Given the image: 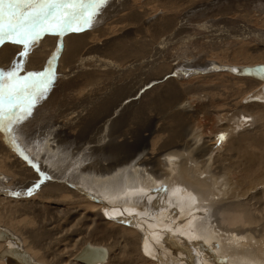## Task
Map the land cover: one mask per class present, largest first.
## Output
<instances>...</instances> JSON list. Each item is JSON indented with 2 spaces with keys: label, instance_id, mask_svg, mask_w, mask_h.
<instances>
[{
  "label": "bare ground",
  "instance_id": "1",
  "mask_svg": "<svg viewBox=\"0 0 264 264\" xmlns=\"http://www.w3.org/2000/svg\"><path fill=\"white\" fill-rule=\"evenodd\" d=\"M136 13H138V11ZM136 15L134 11L133 14L129 13V17H132L130 20L137 21L139 16ZM169 26L170 24L168 23L162 24L161 28L159 27V29L156 28L155 31H152L151 36L153 40L149 42L151 45L148 47L146 41L140 39L142 43L139 48L129 46L125 41L129 36V32L123 36L117 34L118 36H114L115 38L112 37V40L107 39V41H105V47L100 46V42H96L95 40L93 46L90 44L88 38L94 36L92 32H78L70 34L67 37L64 35L65 38H63L65 39L66 51L61 55L59 63H64V68L68 71H65V73L62 68L61 73L64 74L65 77L71 74L72 78L67 85H60V90L57 92L56 90L59 89V86L57 87L58 82L52 85L56 92L55 95L64 93L66 89L71 90V92L67 94L68 96H65L69 100H64L63 98L60 100V103H58L57 99L47 100L46 96L49 94L48 91L45 97L36 105V115L33 116L30 114V116L32 118L40 117V112H45L47 108L58 109L59 111V107L63 105L68 107L66 109L69 110L71 126L79 122V134L83 133V131L86 133L91 128L95 130H99V128L101 130H106L108 124L112 125L107 134L111 144H106L101 149L102 159L99 160V162H103L102 166L91 163L89 166H86V169H88V173L86 174L89 175V177L91 176V182H88L86 185V190L95 193L88 198L91 199V205H93V203L96 204V202L92 200L99 201V192L102 194L104 200L100 201L103 203L100 208L101 215L105 220L108 218L111 221H118V223L120 221L124 224H128L131 221L132 224L130 225L132 226H129L134 227V229L136 228L137 231L139 229V233L141 232L147 237H142V240L140 236L138 237L136 235L137 237L133 239L123 240V247L116 245L120 248L116 251L117 253H115L117 256H120L119 254L122 253V251L130 254L128 264L133 263L132 261L136 259L138 261L153 260L154 264H175V259H178L181 263L183 262V257L181 258L179 255L191 256V258L194 257L202 264H221L224 260L229 264H264V205L259 203L260 205L255 207L250 202L249 197V195L254 197L256 191H264V76L252 71L253 68L260 67L264 63L258 65H228L211 60H205L206 62L199 63L198 60L194 59V61H192V59H188L187 64L177 61L178 63L175 64V67H173L174 65H168L166 62H163L166 63V65H164L159 61L160 59L164 61L165 58L161 49L163 47L156 45L155 40L157 36L161 34V31L169 30ZM162 36H164V34ZM60 37L62 38V36ZM55 43L54 41V45ZM46 44L48 43L43 42L40 48L42 45ZM87 45L89 49H86ZM7 47L9 46L5 45L1 48L3 50L0 51V66L8 62L7 58L9 57L7 55L10 52V48ZM41 49H43V47ZM101 57L102 60H100ZM111 59L113 60L111 61ZM168 59L171 60L172 58L168 55L165 60L168 62ZM32 60L35 61V64H31V61L29 62V66L33 65V68L37 66L33 71L41 70V66L37 64L40 58L38 57V60ZM14 61H17V59H14ZM74 62H76V65L72 67ZM124 62H127L126 66H124ZM40 64H43L42 60ZM136 66L142 67L145 76L151 75L156 69L158 73L154 74H162L167 80L165 92L162 93L160 98H157V101L162 104L163 113L159 114L158 118L156 117L155 119H152L154 116L152 118L146 117L147 114L143 112L145 111L143 110L145 106L142 103L147 97L146 94L144 95L145 98L143 97L144 100L140 103H134L133 109L130 111L131 119L137 118L138 116L142 119L140 126L136 129H130V127L124 129L123 124L128 114V112L125 113L127 108L130 103L136 99V95L143 92V90H141L142 87L149 85V83L145 81L144 85L141 84V86L139 84L135 89L132 88V90H130L125 79H120V74H125V70ZM185 67H188L189 70H194L193 76H190L191 78L206 80V78L215 74L227 72L228 76L231 75L236 78L259 80L263 82V87H261L256 96L251 95L249 98H246L248 104H245L244 107L249 113L246 112L242 115L241 112H239L238 117H234L232 114V116H223V122H225V119L227 120V123H222L224 128H221L222 130L218 131L216 134L209 136L208 134L210 133L204 131L207 130L206 128L208 127L204 129L200 123H203L204 118H202V120L200 117L203 112L206 113L204 110H209L210 105L216 104L218 96L215 89L217 88L202 84H199L200 87L186 84L192 89L188 90L187 87L183 88V90L179 89V86L183 83L178 84L176 81L180 79H175L173 77L167 78V75L177 74L180 69H185ZM201 70L207 74H200L199 72ZM110 73H115L117 76L119 75V79L116 78V80L111 83V86H106L103 77ZM161 77L162 76H160V78L156 77L157 81H163ZM166 80L164 82H166ZM188 81L189 80H187V82ZM89 86L91 91H95L93 98H91V94L84 92L85 88ZM193 88H197V91H193ZM227 88H229V84ZM187 92L189 96L193 92H198L197 98L188 96L187 99H184L183 94ZM219 103L221 102L219 101ZM72 104H74V106ZM194 109L196 111H193ZM60 116H62V114ZM204 117L205 119H210L207 114ZM52 118L54 119V117ZM165 118L168 119L165 120ZM157 121L159 122L158 127H155L156 124L151 126L153 122L156 123ZM15 124L7 125L12 128V132L8 133L10 135L6 138L7 141H5V143L8 142L9 149L17 152V154L20 155L19 158L29 163L31 167L35 169L34 171L39 168L41 174L40 179H42L38 181L37 177L33 181L21 184L19 182H21L23 178L16 179L11 176L14 172H9V170L6 169V166H8V164H6V158L5 162L0 160V188H3L0 189V196H4L3 199L12 198V201L11 199L9 200L13 202L12 204L15 202L22 207L39 210L42 202L37 199L39 198L37 196L41 198L52 197L64 192L73 193V190L69 188V186H72L71 182H69L70 179L65 182L63 180L61 181V177L58 178L55 172L48 170L45 166H39L42 158L40 157L39 159V156H33V154H38L37 149H35L34 146L31 148L28 147L25 144L26 140L23 139L28 133L21 135L18 131L22 129V127H18L16 126L17 124ZM39 124H42V122L39 120L35 121L36 126ZM204 124L207 126L208 123ZM7 126L0 127V129L2 130V128ZM227 127H230L232 131H236L237 133L238 131L241 132L240 130H243V132L237 134V137H232L230 139L228 135L231 131H229ZM42 128L43 126H40L41 134H44V137H48L44 140V149H38V151L41 152L44 150L46 155L48 153L53 156L58 149V145L55 143L58 142L60 144V141L64 142L65 139H68L70 131H64V135L53 132H49L48 134V131H42ZM160 131L165 132L166 135L161 137V145L157 144L160 147L151 150L152 147L150 148V144H153L151 138ZM126 132H128V134ZM15 133L17 135H13ZM35 133L39 134L38 131ZM97 134L99 135V133ZM157 136H159V134ZM222 136L224 139L221 138ZM11 137H13V139ZM159 137L157 138L159 139ZM159 140V142H161V139ZM89 142L91 141L87 136V138L81 139L80 142L77 141L76 144L78 143V146L81 147ZM2 147H4V145ZM0 152H2V150ZM29 153H32V156H30ZM229 153L231 154L230 156H234L235 161L233 163L227 161L223 163L225 159L220 160V158ZM0 154L2 155L3 153ZM109 157L115 158L116 160L108 159ZM49 158L48 156V159ZM52 159L54 160V158ZM226 159L230 160V158ZM217 160H220L217 163L218 166L214 164ZM107 161L110 163H106ZM28 169L33 170L31 168ZM232 169H236L240 174L233 173ZM4 171H6L10 177H8L9 175L7 176ZM25 171H27L26 168L20 172V175L22 176ZM258 172L263 175L256 177ZM128 173H130V175H128ZM119 174H122L121 178L116 180ZM255 180H259V182ZM7 181H9V183ZM48 181L51 182L46 184L47 186L43 185L44 182ZM231 181L237 183V186L234 187L235 184L233 186ZM4 183L5 185H3ZM37 184H39V187L37 191H35L34 189ZM43 187L45 189H42ZM76 191L78 193L82 192L80 188H77ZM13 193L17 194L14 195ZM82 194L79 195L82 196L85 201H88L86 199V195L88 194L85 193V196ZM221 194L222 197L220 199H214L216 195ZM90 215L93 216L91 217V224L94 225L96 217L100 214L99 212H93L90 213ZM122 215L126 218H122ZM80 217H82V215ZM3 223L7 224L0 218V235L1 233H8L12 235V237L6 238L5 240L0 239V252L8 248H10V250L12 248L20 249L27 252L30 259L35 264H87L76 259L77 253L88 244V242L83 240L80 250H75V245L79 241L78 236H76V234H78V227H76V225L74 227L69 226L64 228L60 233L62 236L65 233V235L73 239L72 244L70 243L73 252H69L72 254H69L70 256L68 257L64 256L63 253L66 250L63 251V249H61L63 253L60 251L54 252V254L51 255L37 252L35 250L38 248L37 245L33 243L28 244L25 240L18 239V236L14 234V231L10 230L11 228L9 226L6 225L10 229L2 227ZM47 226H51V224L48 223ZM106 230L105 226L101 225L99 230L100 233L97 235L104 237ZM122 238L123 237L116 236L118 241ZM99 242L100 241H98V243ZM89 244L99 248L100 253H102L101 249L106 251V258L98 264H106V262L112 258L113 245H97L92 242ZM126 247H129V250H126ZM93 253L97 252L93 251ZM6 256L5 258L0 256V264H10L11 261L8 255ZM133 256H135L136 259H133ZM114 260L116 263L121 262L116 259ZM109 262L111 261L109 260Z\"/></svg>",
  "mask_w": 264,
  "mask_h": 264
},
{
  "label": "rangeland",
  "instance_id": "2",
  "mask_svg": "<svg viewBox=\"0 0 264 264\" xmlns=\"http://www.w3.org/2000/svg\"><path fill=\"white\" fill-rule=\"evenodd\" d=\"M133 11L135 14H137L136 16H139L137 21L130 20L132 17H129V13L133 14ZM137 11L138 13H136ZM166 23L170 24L169 30L161 31V34H160L161 36L160 35L157 36L155 40V44L163 47L161 49L163 51V55H165L164 56L165 58L166 56L169 55V57H171L172 59L171 60L168 59L169 60L168 62L165 60V58H164V61L160 59L159 61H161L162 63L166 62L170 66L174 65L173 67H175L176 66L175 64L178 62L187 64L188 59L189 60L192 59V61H194V59L198 60L199 63H204L207 60H211V61H216L220 64H228V65H238V64L239 65H250V64L258 65V64L264 63V0H108V3L102 8L99 15L95 17L92 26L80 32H92V35L94 36L88 38L90 44L93 46L96 41V42H100L99 45L102 47H105V41H107V39L112 40V37L116 36L117 34L123 36L129 32V36L127 40L125 39V41L127 42L129 46H134L136 48H139L142 43V40L146 41L147 47L150 46L151 44L149 42H152L153 40L151 36L152 31H155L156 28L158 29L159 27L161 28V25L162 24L164 25ZM73 33H78V32L65 33L63 35H60L62 36V38L59 35L45 34L40 39V41L42 42L39 41V43L34 45L30 50V54L26 58L25 57L21 58V56L19 55L20 53L19 51H23V46L14 45L10 42H6L5 44L0 45V51H2L3 49L1 48L6 45V46H9L7 48H10V52H9L10 54L8 53L7 55L9 57L7 58L8 62L4 63L5 65L0 66V68L3 70H8L10 66L18 62V63H23L25 72L33 71L37 68V66L33 68L35 61L32 59L38 60V57H39L40 60L37 61V64L41 66V70H44L45 68H47L49 65V62L51 63V66L55 72V79L52 84L55 85V83L58 82L57 87L59 86V89L56 90L57 92L58 90H60L61 86L67 85L70 79L72 78L71 74L67 76L68 77L67 78L65 77L64 74L61 73L62 68L64 72L66 71V69L64 68V65H63L64 63L63 64H61L62 62L59 63V60H60L61 55L66 51L64 35H66L67 37ZM163 34L164 36H162ZM54 41L56 42L55 45H54ZM43 42H46L48 44L42 45L41 48L43 47V49H41L40 45ZM44 48L47 50V52ZM86 49H89L88 45L86 46ZM47 53H50V54H47ZM42 54H46V55H42ZM10 56L15 57V58H11ZM47 56H48V59H47ZM10 58L11 60L9 61ZM14 59L15 60L17 59V61H14ZM41 60L43 61V64H40ZM100 60H102V57L100 58ZM112 60L113 59H111V61ZM31 61H32L31 64L33 65L29 66V62ZM126 63L127 62H124V66H126ZM166 63H163V64L166 65ZM75 65H76V62L72 64V67H75ZM187 69L188 67H185V69H180L179 72L177 73L178 75L168 74L167 78L173 77L175 79H180L179 81H176V83L178 84L183 83L182 85L179 86V89L181 90H183V88H186V87L188 88V90H191L192 88H189L190 85L192 86L195 85L196 87H200L199 84L210 86V87L214 86V88H217L215 89L217 92V96H218L217 102H216L217 105L215 103L213 105H210L209 107L210 111L204 110L206 113L203 112V114H201V117H200L201 119L204 118V120L202 119L203 123L202 122L200 123L202 124L201 126L204 129L208 127L206 128L208 131L207 130H204V131L210 133L208 134L209 136L212 134H216L218 131L224 128L223 127L224 125L222 123H225V122L227 123L226 119H225V122H223L224 121L223 118L226 115L232 114L234 115V117H238L239 112H241L242 115L243 113H246L248 111V110L246 111L244 107L245 104H248V102H246V98H249L251 95L256 96V94H258V92L260 91L261 87H263V82L259 80H256V79L253 80L249 78H244V79L236 78L231 75L228 76L227 72H223L221 74H215L209 78H206V80L205 79L199 80L198 78L190 77L191 75L193 76L194 70L192 69L187 70ZM180 71H181V74H180ZM154 73H158V71L155 69ZM154 73H152L149 76H145L142 67L136 66V67L128 68L127 70H125V74L124 73L120 74V79L121 78L125 79L126 84H128L130 90H132V88L135 89L139 84L144 85L145 81L146 83L147 82L149 83V85L142 87L141 90H143V92L139 95H136L135 97L136 99H134L130 103L129 107L127 108L125 113L128 112V114H127V117L125 118V121H124L125 123L123 124L124 129H127L128 127H130V129H136L137 127L140 126L141 124L140 122L142 119L139 116L137 118L131 119L130 111L133 109L134 103H140L144 100L145 98L144 95L146 94H147V97L142 102L145 106V108L143 109L145 111L143 112L147 114L146 117L152 118L154 116L152 119H155L156 117L158 118L159 114L163 113L162 104L161 102L157 101V98H160L162 93L165 92L164 90H165V85L167 83V80L165 79L164 75L162 74L157 75ZM199 73L204 74V75L207 74L203 72L202 70ZM160 76H162L161 79L163 81H159V80L157 81V78H160ZM116 78L119 79V75L117 76L115 73L113 74L110 73L109 75H106V76L104 75L103 77L106 86L107 85L111 86V83L114 80H116ZM165 80L166 82H164ZM187 80L189 81L187 82ZM186 84H188L189 86ZM228 84H229V88H227ZM195 90L197 91V88L196 89L193 88V91ZM56 92H55L54 86L51 85L49 88V94L46 96V99L47 100L57 99L58 103H60V100L63 98L64 100L65 99L69 100L65 96H68L67 94L70 93L71 90L66 89L64 93L62 94L59 93L55 95ZM84 92L91 94V98H93L95 95V91H91L90 86L85 88ZM197 93L198 92H193L189 96L187 92L183 94V98L187 99L188 96L197 98ZM221 98H222V101H221ZM219 101L221 103H219ZM72 105L74 106V104ZM66 108L68 107L63 106V105L59 107V111L58 109L47 108L45 112H40L39 114L40 117L38 116V117L32 118L30 115H28L24 120H22L19 123H16L17 125L15 123H12V124L13 125L15 124L18 127H22V129L18 131L21 135L28 133L23 138L24 140H26V143L25 142L24 143L30 148L34 146V148L37 149L38 154L37 153H36L37 155L33 154V156L35 157L39 156V159L40 157L42 158L39 166L40 167L45 166L48 168V170H52V172H55V174L58 175L57 176L58 178L61 177L60 178L61 181L63 180L65 182L66 180L70 179L69 182H71L73 187L69 186V188L73 190V193L64 192L62 194L55 195L52 197H41V198L40 196H37L39 197L37 199L42 202V204L39 207V210H34L33 208L22 207L18 203H15V202L14 204H12L13 203L11 202L13 200L12 198H6L7 199L6 200L5 198L3 199L4 196H0V218L3 219L4 222L7 223V224L3 223L2 227L8 228L7 226H9L11 229L10 228L8 229L14 231V234L18 236V237L16 236L18 239L25 240V242L28 244L33 243L37 245L38 248H36L35 250L41 254L45 253L47 255H51V254H54V252H60V251L62 252L61 249H63V251L66 250L64 253L62 252L64 256L69 257L72 254L69 252H73L72 246H70V243L72 244L73 239L70 236L65 235V233L63 236L60 233L64 228H67L69 226L74 227L76 225V227H78V234H76V236H78L79 238L78 243L75 245L76 251H79L80 248L82 247L83 240L88 243L92 242L93 244H97V245H101V244L106 245V246L113 245L112 258L109 259L111 262H109L108 260L107 261L108 263L106 262V264H122V263L128 264L130 254L122 251V253L119 254L121 257L117 256L115 253H117L116 251L120 249L117 246L120 245L119 247H121L124 244L123 240L125 239H133L134 237L140 236L141 239L143 240L142 237H146V236L141 232L139 233V229L137 231L136 228L134 229V227H130L132 226L130 225L132 224L131 221L128 224L126 223L124 224L123 222H120V221L119 223L118 221L117 222L111 221L108 218L105 220L103 216L101 215V208H100L103 205V203L100 201L104 200L102 194L99 192V196H98V199L100 197L99 201L92 200L93 202H96V204L93 203V205H91L90 203L91 199H88V198H90V195L92 196L95 193L91 192L90 190H86V187H87L86 185L88 184V182H91V179H90L91 176L89 177V175L86 174L88 173V169H86V166H89L90 163L102 166L103 162H99V160L102 159L101 149L104 147V145L111 144L109 141L110 138L107 137V134L109 130L111 129L112 125L108 124L106 130H101L100 128L99 130H95L91 128L86 133H84L83 131V133L79 134V130H80V128L78 127L79 122L71 126V122L69 118L70 117L69 110H67ZM193 111H196V110L194 109ZM36 113H37V108L35 106L32 109L31 114L35 116ZM60 113L62 114V116H60L61 115ZM206 114L208 115L210 119H205L204 116ZM50 116L54 117V119ZM166 119L168 118H165V120ZM37 120L41 121L42 124H39L38 126H36L35 121ZM204 123H208L207 126ZM153 124H156L155 127H158L159 122L158 121L156 123L153 122L151 126ZM40 126L41 127L43 126L42 131L47 130L48 134L49 132H53V133L62 135L64 131H70V133L68 134L70 137L68 136V139L64 138L65 139L64 142L60 141V144L58 142L55 143L58 145V149L56 150V153L53 154V156L52 154L49 155L48 153L46 155L44 150H43L44 152L38 151V149L39 150L44 149V146H43L44 140L47 139L48 137V136L44 137V134H41ZM227 128L229 129V131H231V133L228 135L230 139L232 137H237V134H240L241 132H243V130H240L241 132L238 131L237 133L236 131H232L230 127H227ZM209 130H212V131H209ZM36 131H38L39 134L35 133ZM11 132H12V128L10 126L2 128V130L0 129V145H1L0 151L2 150V152L0 153H3L2 155L6 153L4 156L0 154V160L5 162V158H6L7 160L6 164H8V166H6V169L9 170V172H14V174H11V176L15 177L16 179L23 178V180L19 183L25 184L30 181H33L37 177H38L37 178L38 181H40L42 178L40 179L41 174L39 172L40 171L39 168L36 169L37 172L34 171L35 169H33L29 163H26L19 158L20 155L17 154V152H14L11 149H9L10 147H9L8 142L5 143V141H7L6 138L10 135L8 133H11ZM97 133H99V135ZM126 133L128 134V132ZM157 133L159 134V136L160 135L162 136L160 137L157 136L158 135ZM157 133H156L157 135L154 134L153 138H151V141L153 143V144H150V148L152 147L151 150H153V148L154 149L159 148L160 147L159 145H161L162 143L161 137L166 135V133L162 131L157 132ZM122 134H123V131H122ZM13 135H17V134L15 133ZM155 135L159 137V139H161V142H159L160 140ZM87 136L91 142L86 143L83 146L79 147L78 143L76 144V142L77 141L80 142L81 139H85V137L87 138ZM11 138L13 139V137ZM3 145L4 147H2ZM29 155L32 156V153H29ZM90 155H93V156H90ZM230 155H231L230 153L226 154V156H222L220 160L225 159V162L222 160L223 163H226V161L233 163L235 161V158L234 156H230ZM48 156L50 157L49 159H48ZM225 157L230 158V160L229 159L227 160ZM52 158H54V160ZM108 159H115V158L109 157ZM220 160L215 161L214 164L217 165V163ZM78 162L80 165L78 164ZM106 163H110V162L107 161ZM24 167L27 169V171L24 172L25 175L23 174L21 176L20 172L25 169ZM28 168H31L33 170H30ZM4 172L6 173L7 176L9 175L6 171ZM232 172L240 174L236 169H232ZM119 175L117 176L116 180H119L121 178L122 174H119ZM128 175H130V173H128ZM259 175L262 176L263 174H260L258 172V174H256V177H260ZM8 177H10V175ZM255 181L259 182V180H255ZM7 182L9 183V181ZM49 182L51 181L44 182L43 185H46ZM3 185H5V183ZM232 185L236 187L237 183H233ZM44 187L42 189H45ZM37 188L38 187H36L34 190L37 191ZM77 188H80L82 192L78 193L77 192L78 190L76 191ZM0 189H3V188H0ZM85 193L88 195H86ZM255 193L256 194H254V197L249 195L250 202L255 207H258L260 205L259 203L264 205V191L259 190V191H256ZM79 194L80 195L82 194L84 196L86 195L87 197L86 199L88 201H85L84 198L80 196ZM216 196L214 199H217V198L220 199L222 197V194L216 195ZM10 199L11 201H9ZM3 200H6L7 202ZM93 212H99L100 214L98 217H96V222L94 225L91 224V220H92L91 217L93 216L90 215V213H93ZM81 215L82 217H80ZM122 218H126V217L122 215ZM84 220L87 222H85ZM48 223H50L51 226H47ZM101 225L105 226V228L107 229L104 234V237L97 235L100 233L99 230H100ZM52 233H55V234H52ZM116 236L117 237L120 236L123 238L120 241H118L116 239ZM98 241L100 242L98 243ZM21 244H22V241H21ZM126 250H129V247H126ZM179 256H181V258L183 257V262L180 263L178 259H175L174 261L175 264H185V263L186 264L188 263L202 264L201 262L197 261V259L194 257L191 258V256L189 257L186 255H179ZM179 256H176V257H179ZM114 259H116L117 261H121V262L116 263ZM133 259H136V257L133 256ZM151 261L153 262V260ZM151 261H142V260L138 261L136 259L135 261H132L133 263H130V264H154V262L152 263ZM222 263L229 264L228 262H226V260L221 262V264Z\"/></svg>",
  "mask_w": 264,
  "mask_h": 264
},
{
  "label": "snow or ice",
  "instance_id": "3",
  "mask_svg": "<svg viewBox=\"0 0 264 264\" xmlns=\"http://www.w3.org/2000/svg\"><path fill=\"white\" fill-rule=\"evenodd\" d=\"M107 3L108 0H0V45H21L19 55L27 57L45 34L63 35L90 28ZM54 79L51 63L41 71L25 72L23 63L0 69V127L19 123L30 115Z\"/></svg>",
  "mask_w": 264,
  "mask_h": 264
},
{
  "label": "water",
  "instance_id": "4",
  "mask_svg": "<svg viewBox=\"0 0 264 264\" xmlns=\"http://www.w3.org/2000/svg\"><path fill=\"white\" fill-rule=\"evenodd\" d=\"M252 71L254 73L262 74L264 76V64H262L260 67L253 68ZM9 237H12V235L8 233H1L0 235L1 240H5ZM93 251L97 253H93ZM101 252L102 253H100L99 248L91 246L88 243L80 250V252L77 253L76 259L87 264H98L106 258V251L101 249ZM6 255H8L11 261L10 264H35L32 262L27 252L17 248H12L11 250L10 248H8L0 252V256L5 258L7 257Z\"/></svg>",
  "mask_w": 264,
  "mask_h": 264
}]
</instances>
